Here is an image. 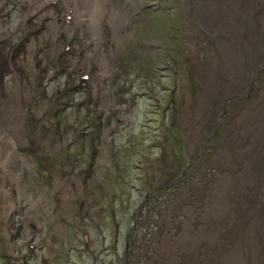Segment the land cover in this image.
Masks as SVG:
<instances>
[{"label":"rangeland","instance_id":"374dc122","mask_svg":"<svg viewBox=\"0 0 264 264\" xmlns=\"http://www.w3.org/2000/svg\"><path fill=\"white\" fill-rule=\"evenodd\" d=\"M202 1L0 0V264H264V59Z\"/></svg>","mask_w":264,"mask_h":264},{"label":"bare ground","instance_id":"6f19581e","mask_svg":"<svg viewBox=\"0 0 264 264\" xmlns=\"http://www.w3.org/2000/svg\"><path fill=\"white\" fill-rule=\"evenodd\" d=\"M207 2H210V3L213 2L215 5L216 4L225 5L228 8L227 12L229 13L225 12L227 13V15L220 18L221 28L223 27L227 29L226 31L229 30L227 33L232 34L233 38L234 37L235 38L234 40H232L231 44L226 45L224 49L223 48L221 49L222 50L221 57L224 59L226 63V68H229L230 70L234 71L236 75H239V77H241L239 78L240 79L239 81H236L235 79L234 80L237 83L245 85L246 80H247L246 74H249L248 76H250V78H254L253 76H255V73L241 72V68H242L241 64L246 63L248 67L250 66L251 68H254L257 66L255 65V63H259L260 60L264 59V20H263V23L259 22V24H256L254 22V19H255L254 14H256L255 10H257V8H255L256 3L254 5L253 0H204L202 1V3H205L206 5H208ZM215 5H209L204 9L202 7V10L206 12L205 15L211 13V11H214ZM236 26H237V29H236ZM235 44L236 46H234ZM212 63H213V68L218 69L216 67L217 66L216 63L214 61ZM216 72L217 71H215V73ZM1 117L3 119L2 114L0 115V118ZM260 130H262L261 133L264 134V122ZM262 148H263L262 150H264V146ZM256 163L257 165L255 164L256 165L255 173H258L259 176L255 174L256 175L255 178L250 180L251 183H250L249 193H248L253 197V199H254L255 193H257L258 190H264V155L262 156V160H259ZM253 164L254 163H252V165ZM255 214L260 219L258 218V221H256L255 223L254 221L252 222L254 225L253 230L254 232L258 231V232L264 233V211L263 212L257 211V213L255 212Z\"/></svg>","mask_w":264,"mask_h":264},{"label":"flooded vegetation","instance_id":"af4514ba","mask_svg":"<svg viewBox=\"0 0 264 264\" xmlns=\"http://www.w3.org/2000/svg\"><path fill=\"white\" fill-rule=\"evenodd\" d=\"M70 2V1H69ZM61 6H62V4H60ZM60 5H58V4H56V6H60ZM77 5V4H76ZM79 5V4H78ZM77 7V6H76ZM79 7V6H78ZM62 8H64V7H62Z\"/></svg>","mask_w":264,"mask_h":264}]
</instances>
